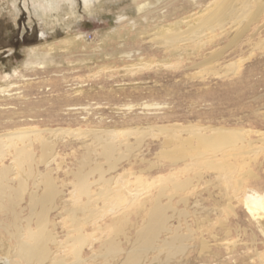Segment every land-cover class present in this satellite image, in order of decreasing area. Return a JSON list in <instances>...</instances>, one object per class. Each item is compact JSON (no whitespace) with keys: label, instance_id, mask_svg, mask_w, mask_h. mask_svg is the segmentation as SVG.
<instances>
[{"label":"rangeland","instance_id":"1","mask_svg":"<svg viewBox=\"0 0 264 264\" xmlns=\"http://www.w3.org/2000/svg\"><path fill=\"white\" fill-rule=\"evenodd\" d=\"M144 1L105 0L91 13L78 2L74 9L65 5L40 19L22 8L15 18L1 0L0 133L34 131L16 142L32 146L37 163L55 155L54 177L68 184L71 170L85 155L84 142H93L94 134L102 131H118L119 139L132 147L130 152L125 149L133 162L131 172L142 171V185L155 195L148 203L160 200L169 225L186 237L183 250L167 264H264V225L239 201L241 185L264 190V30L258 31L264 27V7L254 4L224 29L209 31L203 49L176 56L162 48L166 31L151 18L139 19L155 8L149 3L139 11ZM203 6L197 22L218 4ZM120 13L136 22L120 27ZM42 31L46 39L40 38ZM173 124L240 130L256 146L249 148L247 158L229 149L224 162L217 161L227 163L230 174L232 170L224 184L205 165L201 171L210 173L198 179L190 167H178L181 181L193 180L178 189L167 172L172 150L164 146L187 135H166L156 128ZM49 129L62 131L53 136ZM42 141L54 145L52 154L44 155ZM143 200H135L138 207L130 209L126 221H110L98 230L86 226L89 243L98 245L104 236L117 238L126 252L143 213L151 209L148 203L143 208ZM148 256L141 264H150ZM125 257L123 253L112 263L120 264Z\"/></svg>","mask_w":264,"mask_h":264},{"label":"bare ground","instance_id":"2","mask_svg":"<svg viewBox=\"0 0 264 264\" xmlns=\"http://www.w3.org/2000/svg\"><path fill=\"white\" fill-rule=\"evenodd\" d=\"M2 1L8 3L15 12V18L22 8L30 16L35 15L40 19L47 13H57L65 5L74 9L80 2L83 8L91 13L94 8L101 7L105 2ZM149 3L154 4V10L139 19L151 18L157 22L161 29L166 31L161 38L162 48L175 55L191 54L203 49L209 31L224 29L227 24L247 14L254 4L264 7V0H243L240 5L239 0H145L144 4H138V10L141 11ZM215 3L218 7L208 17L198 22L195 20L198 10H203L204 4L212 7ZM135 22L124 13L116 16V24L120 27L130 26ZM263 30V26L258 27V31ZM46 37L44 31L40 32L41 39ZM156 128L166 132V135L170 131H176L180 136L187 135L186 138L180 139L179 136L173 137L165 142L164 146L172 150L173 158L167 172L173 177L172 183L178 189L190 186L193 181L189 177L187 178L191 181H181L176 174L178 167H190L196 178H203L210 173L206 169L208 173L201 171L205 165L208 170L214 171L210 176L219 178L220 180H216H222L224 184V181L228 182V178L230 180L232 170L230 174L227 163L217 161L222 159L224 162L223 157L228 154L226 151L229 149L236 150L247 158L251 153L249 148L256 146L254 138H249L240 130L232 128H205L180 124ZM61 131L62 129H49L48 133L57 136ZM32 132L34 133L28 128H23L0 133V264H99L100 261L102 264H113L112 261H117L123 253L126 257L120 264H141L145 261V254L151 256H148L147 260L150 264H167L183 250L186 237L179 232L178 227L169 225L170 217L167 215L166 206L160 203V200L149 204L154 202L155 195L147 192V187L142 185V171L131 172L133 162L127 159L126 151L130 152L132 147L119 139L118 131H102L94 134L93 142H84L82 147L85 149V155L81 157L80 164H77L78 168L70 169L72 181L68 184L60 183L54 177L52 162L56 160L55 155L52 159L37 163L32 146L16 142L26 139ZM41 146L44 155L54 152V145L50 142L42 141ZM238 155L236 154L235 160ZM229 163L231 164V161ZM241 187L243 189L241 188L239 201L252 218L264 225V190L259 191L255 187L242 185ZM141 197L144 199L143 208L150 201L148 205L151 209L147 215L142 211L145 214L143 213L138 227L136 226V237L128 241L130 246L126 252L117 238L104 236L105 239L99 241L98 245L89 243L90 235L88 230H85L86 226H93L98 230L110 221H126L130 218V209L135 205L138 207L137 202L140 200H135ZM126 239L130 238L126 236ZM214 240H217V237H214ZM161 257L165 258V261L161 260Z\"/></svg>","mask_w":264,"mask_h":264}]
</instances>
